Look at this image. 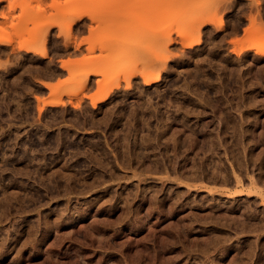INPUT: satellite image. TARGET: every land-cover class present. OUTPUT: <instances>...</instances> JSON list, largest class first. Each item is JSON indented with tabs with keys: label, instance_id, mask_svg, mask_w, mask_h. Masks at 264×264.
Segmentation results:
<instances>
[{
	"label": "rangeland",
	"instance_id": "1",
	"mask_svg": "<svg viewBox=\"0 0 264 264\" xmlns=\"http://www.w3.org/2000/svg\"><path fill=\"white\" fill-rule=\"evenodd\" d=\"M263 25L264 0H0V264H264ZM155 106L187 117L169 135L205 128L196 149L250 128L248 170L218 146L243 184L177 174L200 148L119 159ZM213 194L241 207L217 222Z\"/></svg>",
	"mask_w": 264,
	"mask_h": 264
},
{
	"label": "bare ground",
	"instance_id": "2",
	"mask_svg": "<svg viewBox=\"0 0 264 264\" xmlns=\"http://www.w3.org/2000/svg\"><path fill=\"white\" fill-rule=\"evenodd\" d=\"M220 4L221 3H219V5ZM219 5L217 4V7ZM217 10H218V8H217ZM222 27H223V25H222ZM157 78H158V76L155 77V79H157ZM150 81H151V79H148V82H150ZM151 101L147 102V104H145L146 107L149 106L148 109L150 108L149 104L151 103ZM190 102L193 103L194 101L192 100ZM210 103H212V101H210ZM189 105H191V104H188L186 107H190ZM192 105H194V103ZM155 107H156L155 110L152 108L153 110H152L150 116H152L151 118H153V116H154L155 117L154 119H157L156 121H158L157 123H159L156 131L155 132H151V133L143 134L140 142L136 141V139H135L134 140V144H131V145L129 143L130 141L127 140L129 138L125 137L127 144L125 145L126 151H124V152L126 154L123 155V154L120 153L121 155L119 154V159L127 160L129 163L134 161L138 165L140 164L141 166L142 165H146L145 163L147 161H150V165L152 164V168L162 167V168H164L166 170L168 168V165H169V161L167 160L166 155L168 154V152L170 150H173L175 155H180V153H183L182 154L183 158L188 160V159H190V156H189L190 153H187V151H190L191 149H194L198 153V149L200 148L202 150L201 152L203 154H206V155H203L201 157L200 165H197V162H193L192 164L189 162L190 171L188 172V171H186V169L189 167V166H187V164H186L185 167H181L178 164L177 165L173 164L176 173L179 174V175L185 176L187 178H190V179H198V178L206 179L208 177L209 178L213 177V181L220 180L223 183H233L234 182L233 181V177L234 176L232 177L231 171L229 170V166L230 165L229 166L227 165V164H230V162L229 163L225 162L224 158H226V156L224 157V155L221 156V155L218 154V153H220L218 151V146L221 147V145H223V146L225 145V147H226L225 149L228 151V153L230 155V159H231V161L233 163L232 165L235 166L236 170H237V168H238V170L240 169V171L241 170H248L247 168H248V164H249V162H248L249 159H247V156H246V154L248 153L247 152L248 150H247V146L245 145L246 142L245 143L243 142V137L245 136V133H247L249 131L250 128L248 129V131L247 130L245 131L244 130L245 128H243V127L240 128L239 131H235L234 130L233 133H235V136L237 135L235 137V139L238 142H236L234 144H231V142L230 143L227 142L228 139L225 136L226 133H229L228 132L229 131V126L228 125H223L224 127H222V130H220L219 132L218 131L217 132L214 131L215 133L213 135H212L213 132L212 133L209 132L208 136H207V141L205 143H203L202 145H199L198 146L199 148L196 149L197 145L199 144V142H198V134L203 133V132L205 133V131H206L205 128L202 127L203 129L200 128L199 130L196 129V128H193L191 131H189L190 132L189 134H185L186 137H185V139H182V140L180 139L182 136L180 137L179 135H177V134L180 133L179 130L174 131L172 134L170 133L171 135H169L167 128L173 127L176 124V122H182V123L186 124L185 122L187 121L186 120L187 117L185 119L184 118H177V117L172 118L171 117L172 118L171 119L170 116H168V115H167L168 117L167 116L165 117L164 113H163V111L161 109H160V111H156L159 108H157V106H155ZM191 107H196V105L195 106H191ZM136 109H139V108L136 107ZM149 110H151V108ZM179 110H181V111L183 110L184 111L183 114L188 113V111L186 110V108L184 107L183 104L180 105ZM188 110H189V108H188ZM192 110H194V108ZM119 111H118L117 115L118 114L120 115ZM119 115H118V117H119ZM122 116H123V114H122ZM133 116H134V114H133ZM136 116L137 117L139 116L138 112L135 113V117H133L135 120L132 118L134 120V122L136 121V123H134L133 120L131 119L132 123L135 124V125L140 124V122H141L140 117H138L139 118L138 119ZM141 116H145V115H141ZM144 120H142V121H144V123H146V121H148L146 119H144ZM138 121H139V123H138ZM115 122L116 121H114V123ZM189 122H190V120H189ZM117 123L119 124V122H117ZM120 123H121V120H120ZM138 126H140V125H138ZM112 128H114V127H112ZM130 128H132V127H130ZM131 130L132 129H129V132H131ZM249 134L250 133H248V136H249ZM251 135L253 136L254 134H251ZM247 138H248V142L247 143L250 142V144H251V141L253 143L258 142V141H256L257 140L256 139L257 136L256 137L249 136ZM171 140H173V148L170 147V141ZM225 141L227 142V146H226V143H224ZM233 142H235V141H233ZM146 144L152 145L153 148L152 147L149 148V146H147ZM119 146L120 145L118 143V146H117L118 151L120 149ZM248 146L250 148V145H248ZM251 146H253V145H251ZM252 148H250V149L252 150ZM250 149H249V151H250ZM195 151L194 152L191 151V152L195 153ZM208 152H212L213 153V155H212V153L209 155V156H213V159H211L212 157L208 156V154H209ZM197 153H195V154L198 155ZM251 153H252V151H251ZM196 155H194L193 158H195ZM153 157H155L154 158L155 160L153 159ZM261 160L262 161H261L260 165H258V168L260 169V171L258 173V176H257L256 180L253 183L255 186H257L260 181L264 180V174H263L264 173V157L261 158ZM257 164H259V163H257ZM254 165H256V164H254ZM210 171H212V172H210ZM234 178L236 179V180L234 179L235 180L234 184H236L237 186L241 185L242 179L239 177V175H236ZM172 190H173V188H172ZM241 191H243V190H241ZM157 192L155 194H153L154 197L157 196ZM173 192L176 194L175 196H173V194H169V189L167 191H163V193L165 195H163L161 197V199H160V200L163 201V204L165 203L166 200L171 201L170 204L172 206H174L175 204L178 203L177 201L180 198H182V194L179 193L176 190L173 191ZM240 193H242V192H240ZM185 205H186V203H184L182 206H185ZM239 207H241V204H239L238 202L223 200L222 197H219L216 194H213V220L217 221V220L221 219V216L229 214L230 213L229 210L230 211H234V210L238 209ZM220 208L226 209L225 210L226 212H224V214H219ZM247 208L249 209V205L248 204H247V207L245 208L246 211H247ZM173 209H175V207H173ZM226 219H227V221L230 220L229 218H226ZM231 219H233V218H231ZM216 221H214L215 224H217ZM230 222L232 224L236 223V222H232L231 220H230ZM250 227H251L250 222L244 221L242 230H250Z\"/></svg>",
	"mask_w": 264,
	"mask_h": 264
}]
</instances>
